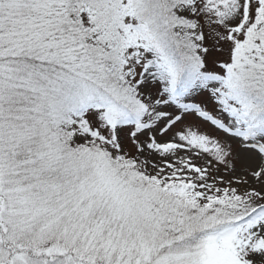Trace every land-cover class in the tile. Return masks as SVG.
<instances>
[{
  "label": "snow or ice",
  "instance_id": "1",
  "mask_svg": "<svg viewBox=\"0 0 264 264\" xmlns=\"http://www.w3.org/2000/svg\"><path fill=\"white\" fill-rule=\"evenodd\" d=\"M0 264H264V0H0Z\"/></svg>",
  "mask_w": 264,
  "mask_h": 264
}]
</instances>
